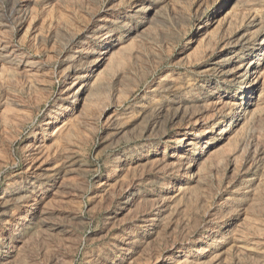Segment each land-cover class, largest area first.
Masks as SVG:
<instances>
[{
  "label": "rangeland",
  "instance_id": "obj_1",
  "mask_svg": "<svg viewBox=\"0 0 264 264\" xmlns=\"http://www.w3.org/2000/svg\"><path fill=\"white\" fill-rule=\"evenodd\" d=\"M0 264H264V0H0Z\"/></svg>",
  "mask_w": 264,
  "mask_h": 264
},
{
  "label": "bare ground",
  "instance_id": "obj_2",
  "mask_svg": "<svg viewBox=\"0 0 264 264\" xmlns=\"http://www.w3.org/2000/svg\"><path fill=\"white\" fill-rule=\"evenodd\" d=\"M102 60V59H101Z\"/></svg>",
  "mask_w": 264,
  "mask_h": 264
}]
</instances>
